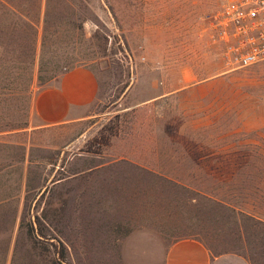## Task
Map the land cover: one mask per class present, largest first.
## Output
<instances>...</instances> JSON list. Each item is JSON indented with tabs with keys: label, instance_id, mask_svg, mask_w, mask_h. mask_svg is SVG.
<instances>
[{
	"label": "rangeland",
	"instance_id": "obj_1",
	"mask_svg": "<svg viewBox=\"0 0 264 264\" xmlns=\"http://www.w3.org/2000/svg\"><path fill=\"white\" fill-rule=\"evenodd\" d=\"M228 1L0 0V49L22 63L0 81L4 264H165L174 237L264 264V61L224 62L212 25ZM55 65L93 69L99 95L87 120L35 132L31 99ZM73 225L109 245L71 254L87 252L59 239Z\"/></svg>",
	"mask_w": 264,
	"mask_h": 264
},
{
	"label": "crops",
	"instance_id": "obj_2",
	"mask_svg": "<svg viewBox=\"0 0 264 264\" xmlns=\"http://www.w3.org/2000/svg\"><path fill=\"white\" fill-rule=\"evenodd\" d=\"M16 0H4L10 8L16 10ZM22 15V14H21ZM99 80L93 69L87 66H75L65 71L57 79L54 85L38 89L34 92L31 101V124L35 132L51 130H62L70 125L79 124L89 118V110L95 104L99 95ZM188 92L189 88L181 87L175 90L163 91L153 98V101L168 98L177 93ZM34 132V133H35ZM119 143V142H117ZM112 150L120 152L115 145ZM121 150V149H120ZM121 159L143 163L141 159L130 156L128 149L120 152ZM136 155V154H135ZM143 160V159H142ZM93 174H105L102 168H96ZM66 181L62 179L59 183ZM104 188V186L102 187ZM73 208L77 207L74 203ZM78 207L106 208L104 202L83 201ZM63 230L68 233L58 236L69 251L84 250L85 253H71L73 255H95L90 250L104 249L107 241H97L85 235L75 236L74 225L69 228L64 226ZM96 243V244H95ZM98 244V245H97ZM101 247V248H100ZM165 264H252L244 255L226 252L214 254L213 251L197 237H174L165 252Z\"/></svg>",
	"mask_w": 264,
	"mask_h": 264
},
{
	"label": "built area",
	"instance_id": "obj_3",
	"mask_svg": "<svg viewBox=\"0 0 264 264\" xmlns=\"http://www.w3.org/2000/svg\"><path fill=\"white\" fill-rule=\"evenodd\" d=\"M212 26L231 69L264 61V0H229Z\"/></svg>",
	"mask_w": 264,
	"mask_h": 264
},
{
	"label": "trees",
	"instance_id": "obj_4",
	"mask_svg": "<svg viewBox=\"0 0 264 264\" xmlns=\"http://www.w3.org/2000/svg\"><path fill=\"white\" fill-rule=\"evenodd\" d=\"M67 4L70 6L71 2H67ZM48 7L49 6L47 5V9H46L47 12L49 11ZM70 8H71V6H70ZM39 9H40V7H39ZM28 27L30 28V30H31V32L33 34V42L28 48H26V54L29 57L27 59V63L28 64H32L34 62V60H35V54L37 53L38 35H39V33H38V30L35 27L33 22L28 21ZM47 29H48V19L45 18V29H44L45 30V34L43 36V42H42L43 49H44V47L46 48V38H47L46 32H47ZM47 49H48V46H47ZM6 53H7L6 49H0V81L10 78V76L8 75L9 72L13 73L15 71V75H17L20 72L19 71L20 67L22 66L21 59L18 60L19 59L18 56L10 58V57H8V55H6ZM23 64H26V61L23 62ZM71 68L72 67L65 66L64 69H61V67L55 65L54 68L51 69V72H52L51 76L53 78L58 79L61 76L62 73H64L65 71H67V70H69ZM44 79L41 78V81L44 80ZM43 84H44V82L42 81L41 85H43ZM31 101H32V99H31ZM8 125L9 124H2L0 122V130H2L3 128L8 127ZM6 254H7V248H6V250L4 249V250H2L0 252V264H4L5 263Z\"/></svg>",
	"mask_w": 264,
	"mask_h": 264
}]
</instances>
